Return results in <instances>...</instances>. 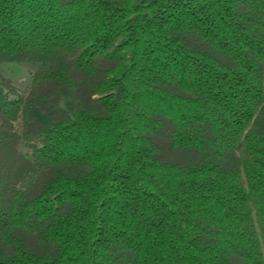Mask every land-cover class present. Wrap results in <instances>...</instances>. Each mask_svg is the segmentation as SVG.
Listing matches in <instances>:
<instances>
[{"label":"trees","instance_id":"trees-1","mask_svg":"<svg viewBox=\"0 0 264 264\" xmlns=\"http://www.w3.org/2000/svg\"><path fill=\"white\" fill-rule=\"evenodd\" d=\"M0 264H264V0H0Z\"/></svg>","mask_w":264,"mask_h":264},{"label":"rangeland","instance_id":"rangeland-1","mask_svg":"<svg viewBox=\"0 0 264 264\" xmlns=\"http://www.w3.org/2000/svg\"><path fill=\"white\" fill-rule=\"evenodd\" d=\"M34 67L33 63L29 62H5L3 63L1 71L20 87L24 95H28L24 87L30 83L31 71ZM75 106L76 102L73 98V89L60 87L54 91L52 99L48 101L36 100L34 112L40 120L46 122L59 108L73 110Z\"/></svg>","mask_w":264,"mask_h":264}]
</instances>
